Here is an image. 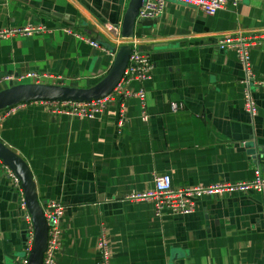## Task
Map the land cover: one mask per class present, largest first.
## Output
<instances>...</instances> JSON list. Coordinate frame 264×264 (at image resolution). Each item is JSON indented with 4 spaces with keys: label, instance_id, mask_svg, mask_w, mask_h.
<instances>
[{
    "label": "crops",
    "instance_id": "1",
    "mask_svg": "<svg viewBox=\"0 0 264 264\" xmlns=\"http://www.w3.org/2000/svg\"><path fill=\"white\" fill-rule=\"evenodd\" d=\"M130 1L0 0V31L47 28L0 38V93L15 83L37 84L18 81L30 73L54 78L41 85L94 88L122 46L154 63L152 80L130 87L145 91L143 104L120 98L86 120L31 103L0 124V142L29 166L40 203L65 208L57 264H101L104 233L111 264H264V191L204 197L192 214L161 217L153 202L125 199L153 190L161 175L174 188H188L250 181L257 167L264 173V89L255 90L253 118L244 108L238 54L215 48L228 36L261 37L250 56L263 77L264 0L229 4L215 16L168 2L161 17L139 22L126 40L121 29ZM66 29L116 52L95 49ZM22 216L19 195L0 168V264L27 258L19 255L28 241Z\"/></svg>",
    "mask_w": 264,
    "mask_h": 264
},
{
    "label": "built area",
    "instance_id": "2",
    "mask_svg": "<svg viewBox=\"0 0 264 264\" xmlns=\"http://www.w3.org/2000/svg\"><path fill=\"white\" fill-rule=\"evenodd\" d=\"M174 2L186 6H194L200 9L208 16H215L219 11L224 10L229 4L237 7L243 0H142L141 8L137 17V24L141 21L155 20L164 14L166 4ZM113 29V28H112ZM45 26H27L23 28H13L0 31V38H11L16 36H30L33 34L46 32ZM69 35L76 39L88 42L95 49L106 50L104 47L90 38L77 34L72 30L66 29ZM118 33V30L113 29ZM261 37L248 38L245 36H228L219 39L215 48L220 51H234L238 54L240 64L244 70L242 85L244 86V108L253 118L257 116L258 106L255 99V90L264 89V76L258 77L253 70L251 63L250 51L253 47L260 45ZM154 71V63L149 54L137 51L132 46V53L129 58L128 66L124 76L115 88V90L107 97L94 100L91 102H58V101H40L34 102L44 106L49 111L65 115L72 118H80L86 120H95L102 114L109 105L120 98L135 97L140 103L145 102L146 94L144 90L131 91L130 87L134 83L144 84L152 80ZM54 79L52 76H41L34 73L27 74L18 79H32L37 84H41L44 80ZM28 104H20L0 113V124L12 114L20 111ZM148 121V117L143 118ZM120 126L122 123L120 122ZM0 168L4 170L12 184V188L19 195L20 208L23 212L24 220L27 226L28 241L25 246L27 258L20 264H29V255L34 246V226L32 217L28 211L25 201V193L22 188V182L18 176L0 160ZM262 193L264 191V173L260 168H256L254 178L250 181L240 182L236 184H218L214 186H196L188 188H174L172 179L168 175H161L155 178V187L151 191L136 193L127 196L125 199L130 202L149 201L155 205L156 215L161 217L164 212L173 215H189L195 211L196 203L204 197H223L225 195L247 194L248 192ZM44 217L49 225L47 248L44 253L42 264H57L56 255L61 246L62 228L61 224L65 216L64 206L52 201L43 206ZM98 248L102 252V263L111 264L112 262V246L108 240V236L104 233L98 240Z\"/></svg>",
    "mask_w": 264,
    "mask_h": 264
},
{
    "label": "water",
    "instance_id": "3",
    "mask_svg": "<svg viewBox=\"0 0 264 264\" xmlns=\"http://www.w3.org/2000/svg\"><path fill=\"white\" fill-rule=\"evenodd\" d=\"M141 5L142 0L130 1L121 29V36L123 39L130 40L134 38L137 17ZM147 22L148 20L143 22L142 25H145ZM105 48H108L111 53L116 52L115 49L109 46ZM131 53V46H122L118 52H116L115 61L108 75L94 88L82 90L54 85H18L15 83L13 87L0 93V111L20 104H31L40 101L91 102L105 98L109 96L121 82L128 66ZM259 154H263V151H259ZM0 160L16 174L22 182L25 201L34 226V246L28 260L29 264H42L44 253L47 248L49 225L44 217L43 205L39 201L32 172L21 157L1 142ZM22 218L25 224V231L28 235L24 216H22Z\"/></svg>",
    "mask_w": 264,
    "mask_h": 264
},
{
    "label": "rangeland",
    "instance_id": "4",
    "mask_svg": "<svg viewBox=\"0 0 264 264\" xmlns=\"http://www.w3.org/2000/svg\"><path fill=\"white\" fill-rule=\"evenodd\" d=\"M33 81L34 80H32V79H27V80H25V83H27V82H33ZM19 255L22 256V257H24L26 255V253L23 250H21V252L19 253Z\"/></svg>",
    "mask_w": 264,
    "mask_h": 264
}]
</instances>
